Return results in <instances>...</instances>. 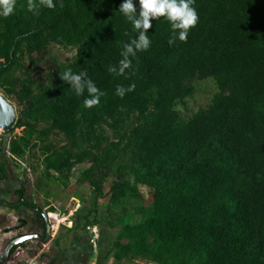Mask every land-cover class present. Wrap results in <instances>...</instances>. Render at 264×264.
I'll list each match as a JSON object with an SVG mask.
<instances>
[{
  "label": "trees",
  "instance_id": "obj_1",
  "mask_svg": "<svg viewBox=\"0 0 264 264\" xmlns=\"http://www.w3.org/2000/svg\"><path fill=\"white\" fill-rule=\"evenodd\" d=\"M34 2L33 12L17 0L15 14L0 17V91L17 101L23 128L12 151L38 149L61 185L86 164L77 184L102 192L114 170L113 201L145 192L140 220L110 223L114 264H264V0H195L198 23L172 45L169 22L153 20L149 49L123 75L109 68L138 33L117 11L122 0ZM52 43L75 56L48 60L46 78L32 73ZM69 68L95 82L97 105L85 107L87 90L77 95L61 79ZM209 77L219 87L212 103L182 118L176 103Z\"/></svg>",
  "mask_w": 264,
  "mask_h": 264
},
{
  "label": "rangeland",
  "instance_id": "obj_2",
  "mask_svg": "<svg viewBox=\"0 0 264 264\" xmlns=\"http://www.w3.org/2000/svg\"><path fill=\"white\" fill-rule=\"evenodd\" d=\"M50 48L51 53L44 56V60L31 70L32 73L46 78L50 74L48 60L57 58L62 63L71 60L76 54L75 48H66L56 43H52ZM27 60L28 66L30 62L29 59ZM192 85L194 87L193 93L175 105L184 119L190 118L201 108L208 107L219 92L217 82L212 77L195 79ZM9 100L16 105L19 117L17 101L14 98ZM106 129L108 136L113 137V130L109 127ZM22 134L23 128L20 127H15L12 131L7 132L0 129V167L5 170L7 176L21 179L27 187V193L44 209L53 206L54 211L52 213L59 220L56 240L63 242L70 232L82 233L88 238L89 247L93 249L91 260L96 261L97 264H114V241L119 229L110 223L119 224L140 220L142 213L138 208L146 205L145 192L142 191L140 196L127 195L113 201L111 187L118 179L114 170L104 175L102 192L95 190L88 184H77L76 178L86 164L77 165L73 177L67 184H58L55 180L57 174L53 172L54 177H48L44 174L38 149H27L21 155L12 151L13 139ZM54 142L61 146L66 144L67 140L64 136H58L54 138ZM1 176L3 177V172H0ZM126 264L149 263L146 260H141L138 262L128 261Z\"/></svg>",
  "mask_w": 264,
  "mask_h": 264
},
{
  "label": "crops",
  "instance_id": "obj_3",
  "mask_svg": "<svg viewBox=\"0 0 264 264\" xmlns=\"http://www.w3.org/2000/svg\"><path fill=\"white\" fill-rule=\"evenodd\" d=\"M1 172V171H0ZM0 180V253L12 241L15 244L10 251L11 258L7 264H91L93 249L89 247L88 238L82 233L73 232L66 235L63 242L57 239L59 220L49 212L52 225L51 239L45 243L40 238L21 239L28 234H38L45 237V222L43 216L33 211L23 199L29 200L34 206L42 207L27 193V187L22 180L7 176L5 170ZM25 187L24 196L19 190ZM56 240V243H55ZM97 264V262H96Z\"/></svg>",
  "mask_w": 264,
  "mask_h": 264
},
{
  "label": "clouds",
  "instance_id": "obj_4",
  "mask_svg": "<svg viewBox=\"0 0 264 264\" xmlns=\"http://www.w3.org/2000/svg\"><path fill=\"white\" fill-rule=\"evenodd\" d=\"M195 0H138L139 11L137 9V0H122L117 10L123 17L131 23L137 30V35L126 43L119 61V67H110V72L123 75L131 67L130 57H135L137 52L148 50L151 45L148 32L152 28L153 20H159L163 17L167 20L172 29V35L168 43L174 44L177 40L186 41L190 30L196 26L199 15L193 6ZM40 5L48 8L56 6L54 0H40ZM38 5L34 0H26L27 11L33 12ZM17 10V0H0V17H9L14 15ZM60 77L67 82L77 95H83L87 90L88 96L84 99V106L91 108L100 102L102 92L98 89L95 82L87 77L84 72L74 73L70 68L60 73ZM135 85H129L125 88L118 85L116 95L123 97L127 91H132Z\"/></svg>",
  "mask_w": 264,
  "mask_h": 264
},
{
  "label": "water",
  "instance_id": "obj_5",
  "mask_svg": "<svg viewBox=\"0 0 264 264\" xmlns=\"http://www.w3.org/2000/svg\"><path fill=\"white\" fill-rule=\"evenodd\" d=\"M18 118L19 117L17 115L16 105L11 100H9V98H7L6 95L0 92V127L1 129L5 132L12 131L16 126ZM22 202H26L27 205L31 209H33V211L39 212L43 216L44 222H45L46 235L45 237H42L38 234L33 233V234L25 235L21 237V239L24 240V239L38 237L43 242L47 243L51 239V235H52V224L50 221L49 212L42 207L34 206L27 199H23ZM14 244L15 242L12 241L11 243L7 245L5 250L2 253H0V264L8 263L9 259L11 258L10 251Z\"/></svg>",
  "mask_w": 264,
  "mask_h": 264
},
{
  "label": "built area",
  "instance_id": "obj_6",
  "mask_svg": "<svg viewBox=\"0 0 264 264\" xmlns=\"http://www.w3.org/2000/svg\"><path fill=\"white\" fill-rule=\"evenodd\" d=\"M91 264H96V262H92Z\"/></svg>",
  "mask_w": 264,
  "mask_h": 264
},
{
  "label": "bare ground",
  "instance_id": "obj_7",
  "mask_svg": "<svg viewBox=\"0 0 264 264\" xmlns=\"http://www.w3.org/2000/svg\"><path fill=\"white\" fill-rule=\"evenodd\" d=\"M0 129H1V127H0Z\"/></svg>",
  "mask_w": 264,
  "mask_h": 264
}]
</instances>
